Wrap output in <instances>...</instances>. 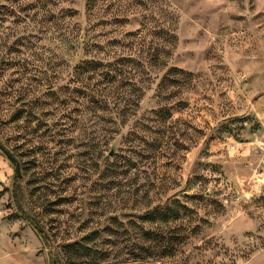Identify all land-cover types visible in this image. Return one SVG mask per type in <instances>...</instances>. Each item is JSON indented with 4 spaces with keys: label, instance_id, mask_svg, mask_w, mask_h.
<instances>
[{
    "label": "rangeland",
    "instance_id": "obj_1",
    "mask_svg": "<svg viewBox=\"0 0 264 264\" xmlns=\"http://www.w3.org/2000/svg\"><path fill=\"white\" fill-rule=\"evenodd\" d=\"M0 142L36 264H264V0H0Z\"/></svg>",
    "mask_w": 264,
    "mask_h": 264
},
{
    "label": "crops",
    "instance_id": "obj_2",
    "mask_svg": "<svg viewBox=\"0 0 264 264\" xmlns=\"http://www.w3.org/2000/svg\"><path fill=\"white\" fill-rule=\"evenodd\" d=\"M13 174L12 164L0 152V182L9 181ZM34 240L37 241L35 250ZM41 247L42 242L31 225L21 218L8 217L0 199V264H36L35 254Z\"/></svg>",
    "mask_w": 264,
    "mask_h": 264
},
{
    "label": "trees",
    "instance_id": "obj_3",
    "mask_svg": "<svg viewBox=\"0 0 264 264\" xmlns=\"http://www.w3.org/2000/svg\"><path fill=\"white\" fill-rule=\"evenodd\" d=\"M125 65H121V67H124ZM106 66L99 64L96 61H85L83 63H81L80 65H78L75 68V73L74 76H82L84 80L87 76H88V80H95V84H93L92 86H86L84 89L85 90H90V87L92 88V91H88L89 94L88 96L90 97V101L95 104V107H97L98 111H103L105 109V107H107V101L105 100V95H104V89H101L102 85L104 83H106V81H111L108 80L107 77H109L110 75V71L108 70L107 72H104V69ZM160 67H165V64H161ZM122 69V68H121ZM119 72L122 73L121 70H118ZM175 71V70H174ZM173 70H169L167 72V75L170 74V72H174ZM98 76L101 77V80L98 79ZM165 79V78H164ZM97 85V88H96ZM176 204H178V202H176ZM182 208H184L183 206H181ZM185 209V208H184ZM21 216L32 226V228L37 232V234L39 236H43V230L40 227V224L37 223L31 216H29L26 212H24L23 210H21ZM180 214L177 213V216H179ZM74 246H79V244L74 243L71 247ZM83 257V256H81Z\"/></svg>",
    "mask_w": 264,
    "mask_h": 264
},
{
    "label": "water",
    "instance_id": "obj_4",
    "mask_svg": "<svg viewBox=\"0 0 264 264\" xmlns=\"http://www.w3.org/2000/svg\"><path fill=\"white\" fill-rule=\"evenodd\" d=\"M0 150L6 155L9 161L14 165L15 173L18 178L21 177V166L17 159L13 156L11 152H9L0 142Z\"/></svg>",
    "mask_w": 264,
    "mask_h": 264
}]
</instances>
